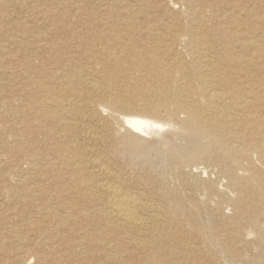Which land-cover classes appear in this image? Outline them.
I'll return each mask as SVG.
<instances>
[{
    "label": "bare ground",
    "instance_id": "6f19581e",
    "mask_svg": "<svg viewBox=\"0 0 264 264\" xmlns=\"http://www.w3.org/2000/svg\"><path fill=\"white\" fill-rule=\"evenodd\" d=\"M90 17L49 41L22 30L7 144L31 181L15 164L2 180L16 217L43 210L4 215L0 264H264V0H104Z\"/></svg>",
    "mask_w": 264,
    "mask_h": 264
},
{
    "label": "rangeland",
    "instance_id": "374dc122",
    "mask_svg": "<svg viewBox=\"0 0 264 264\" xmlns=\"http://www.w3.org/2000/svg\"><path fill=\"white\" fill-rule=\"evenodd\" d=\"M0 4V208L2 211V213H0V225H2L0 226V238H5L4 236H6L7 239H5V244H7V242H9L10 221L9 219H6L4 215L10 213L11 217H16V207H19L21 202L12 198L9 194H6L7 191H5V187L7 185L6 182L2 180L4 178L3 174L4 172L11 173L13 170L11 167L15 164L17 165L15 168L20 171V173L18 172L19 175L17 174L12 180L17 182L16 184L18 185L16 187H22L24 183L26 184V182L30 184L31 181L29 162L24 160L22 154L8 149V144H15L16 139L19 138L17 129L19 126L18 123L21 122V116L19 113V109L21 107L19 98L21 95L20 91L17 89L26 77L25 74L19 71V63L20 59L23 56L29 55L31 50L29 47L31 45L27 44L22 47V44H24L22 41L25 40V34L22 33V30L30 28L32 29L30 30V33L41 35L43 36L44 41H49L51 33L48 32L55 29L57 23L63 24L71 20V22L73 21L75 23L74 27L78 29L85 28L91 24L90 14L92 12L98 13L101 9V5L104 4V0H0ZM3 28L4 30H2ZM28 38L29 41L33 39V37L30 36ZM15 125L18 126L16 127ZM6 160L8 162H6ZM3 188L5 192L3 191ZM38 206L39 207L36 205L29 206L31 208L26 209L24 216L21 215L16 217L15 222L18 224H24L26 221H41L37 216L42 214H39V212H41L43 207L40 205ZM3 208L5 210H3ZM4 211H6V213ZM226 212H230V209L227 208ZM24 230L22 231L26 234V236L29 238L30 236L33 237L30 232L26 229ZM127 248H129V246ZM140 253L141 251L139 249L130 246L129 251L123 253L124 256L122 257L127 259V255ZM246 253L248 257L250 256V258L261 254L260 250L256 249V245L254 243L249 245Z\"/></svg>",
    "mask_w": 264,
    "mask_h": 264
}]
</instances>
